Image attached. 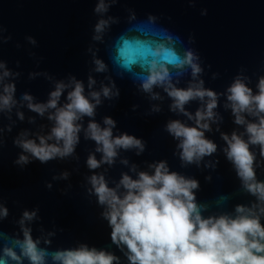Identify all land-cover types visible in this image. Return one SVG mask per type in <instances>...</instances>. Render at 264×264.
<instances>
[{"label":"water","instance_id":"obj_1","mask_svg":"<svg viewBox=\"0 0 264 264\" xmlns=\"http://www.w3.org/2000/svg\"><path fill=\"white\" fill-rule=\"evenodd\" d=\"M100 21L105 23L97 31ZM126 44L142 50L135 62L126 64L121 59L119 50ZM188 52L201 69L195 76L191 65L181 64ZM98 60L104 65L102 71L97 70ZM0 63L4 65L0 95L4 85L15 86L14 103L0 106V247L12 246V238L22 240L23 230L28 229L37 247L49 254L86 244L117 256L114 264H129L127 249L111 241V229L102 215L107 206L98 203L90 178L102 175L108 187L123 196L125 189L117 188L123 174L132 179L141 171L153 174L150 165L160 161L170 171L199 182L194 191L205 218L234 217L236 205L257 203L227 159L222 137L231 138L235 132L247 140L245 125L234 122L227 89L239 77L254 94L258 92L264 76V0H0ZM153 74L165 79L145 91L142 85ZM77 81L95 104V114L77 121L79 142L71 154L41 163L17 141L31 139L39 144V137L50 135L55 121L49 116L56 109L48 108L40 115L29 109L23 97L27 94L31 103L46 104L57 84L63 83L57 103L62 107ZM201 81L203 88L217 93L214 116L202 121L209 125L205 138L217 150L185 163L177 147L180 141L166 126L173 120L196 126L195 113L205 109L209 98L192 99L181 112L173 110L168 90L197 88ZM105 87L108 96L103 93ZM92 92L99 93V103ZM244 115L256 122L255 117ZM106 117L115 122L113 137L133 135L142 140L144 150L118 148L111 164L101 162L90 169L89 155L102 161L103 153L96 151L99 146L94 140L86 138L88 124L94 121L102 129L109 127L104 124ZM47 143L57 142L53 138ZM250 150L256 157V179L264 182V157L258 145ZM21 155L28 157L27 163L18 162ZM3 209H7L6 217ZM255 211L260 214L258 208ZM25 212L34 215L27 219ZM260 220L264 224V214ZM15 250L19 254L20 249ZM9 264L16 262L9 260ZM46 264H52L50 255Z\"/></svg>","mask_w":264,"mask_h":264},{"label":"clouds","instance_id":"obj_2","mask_svg":"<svg viewBox=\"0 0 264 264\" xmlns=\"http://www.w3.org/2000/svg\"><path fill=\"white\" fill-rule=\"evenodd\" d=\"M102 7L98 6L97 11ZM104 23L105 21H100L96 30L100 31ZM119 55L127 64L135 62V58L142 55V50L126 44L119 50ZM193 60V53L188 52L181 64L191 65L195 76L201 69ZM96 63L97 70L102 71L103 63L99 60ZM3 66L0 63V67ZM4 75L9 73L5 71ZM164 79V75H150L142 87L149 91L154 84ZM257 87L258 92L254 94L244 80L237 77L227 89V100L235 116L234 122L245 125L247 140L235 132L231 138L223 135L222 138L227 143L224 151L243 187L257 198V203L252 207L236 205L234 217L227 214L203 217L201 209L204 206L197 203L194 191L199 189V182L170 171L165 161L150 165L154 168L153 174L139 172L137 179L123 174L117 185V188L122 186L125 189L123 196L118 195L116 189L109 188L102 175L90 178L98 203L107 206V211L102 215L111 229V241L117 247L123 245L127 249L125 255L129 264H264V224L260 220V214H264V182L256 179L253 167L256 157L250 150L251 145H258L259 154L264 157V76L260 77ZM64 88L63 83H58L46 104L31 103L32 97L27 94L23 97L29 101V109L40 115L48 108L56 109L49 116L50 120L55 121L50 135L39 137V144L31 139L17 141L25 152L31 153L41 163L56 156L71 154L79 142L81 125L77 121L83 116L93 117L95 114V104L84 95L83 85L79 81L68 92V102L57 107ZM14 91L13 84L4 85L0 106L10 107L14 103ZM103 93L108 96L109 89L105 87ZM90 95L99 103V93L92 92ZM168 95L173 98V110L181 112H184V105L190 100L209 98L205 109L195 113L196 126H186L179 120L170 121L166 126L169 134L180 141L177 145L181 150L180 159L185 163H193L214 153L217 145L205 138L204 130H209V125L202 121L214 116L217 93L203 88L201 81L197 88L173 87L168 90ZM245 113L255 117L256 122L247 121ZM185 114L192 118L190 114ZM104 124L109 127L102 129L94 121L88 124L86 138L94 140L99 146L96 151L103 153L102 161L89 155L87 165L90 169H96L101 162L111 164L118 148L127 150L135 147L140 151L144 150L142 140L133 135L124 133L113 137L112 127L115 122L111 118L106 117ZM53 138L57 143L48 144L47 140ZM18 162L27 163L28 157L21 155ZM257 208L260 214L255 211ZM2 215L7 216V209L2 210ZM33 215L34 213H24L27 219H31ZM10 243L12 246L0 247V264H9V260L23 264L22 258H26L29 264H46V257L49 255L52 264H114L119 260L106 250L89 248L86 244L49 254L37 247V242L28 229L23 230L22 240L12 238ZM17 247L20 249L19 254L15 250Z\"/></svg>","mask_w":264,"mask_h":264}]
</instances>
